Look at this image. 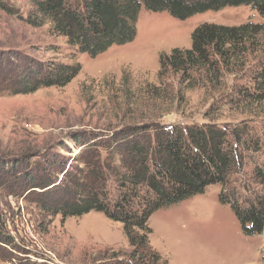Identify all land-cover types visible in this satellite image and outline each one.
<instances>
[{
	"label": "rangeland",
	"instance_id": "1",
	"mask_svg": "<svg viewBox=\"0 0 264 264\" xmlns=\"http://www.w3.org/2000/svg\"><path fill=\"white\" fill-rule=\"evenodd\" d=\"M11 2L19 13L0 8V50L20 51L50 62H70L69 57L76 54L82 70L65 86L0 94V156L20 160L24 154H34L32 168L37 163L45 166L44 155L54 148L67 157L65 143L73 148L71 157L81 149L71 134L102 139L131 124L135 116L141 119L151 113L166 125L216 123L229 130L232 138V132L239 128L245 129V136L264 133V101L229 103L226 97L236 87L251 82L259 51L246 55L235 70L225 71L217 84L200 83L185 89L187 82L181 86L176 75L170 74L163 83L159 78L161 55L174 48H191L192 33L201 23L264 22L252 7L209 10L186 19L143 8L133 41L113 45L92 57L69 47L66 38L54 33L50 24L27 23L31 0ZM151 85L163 94L170 93L171 103L165 95L153 104L148 102L146 89ZM261 163L264 149L247 153L226 189L235 187L250 198L252 187H256L252 170ZM54 173L63 176L59 171ZM222 189V184H213L203 193L153 213L150 241L163 264H264V231L245 234L231 205L221 201ZM28 191L0 190V214L18 250L11 260L0 264H19L26 252L48 264H106L132 250L122 223L96 211L68 218L46 213L35 199L37 194Z\"/></svg>",
	"mask_w": 264,
	"mask_h": 264
},
{
	"label": "trees",
	"instance_id": "2",
	"mask_svg": "<svg viewBox=\"0 0 264 264\" xmlns=\"http://www.w3.org/2000/svg\"><path fill=\"white\" fill-rule=\"evenodd\" d=\"M11 1L0 0V8L19 13ZM242 5L264 17V0H31L25 20L33 26L50 24L54 33L66 38L69 47L95 57L136 38L143 8L186 19ZM255 51L260 56L251 82L236 87L226 97L229 103H259L264 101V22L201 23L192 33L191 48H174L161 55L159 78L163 83L170 74L176 75L180 85L187 82L185 89L200 83L217 84L225 71L235 70ZM69 61H43L20 51L0 50V75L5 73L0 77L4 79L0 94L65 86L82 70L76 54ZM150 87L146 89L148 102L153 104L154 99L165 95L166 100L170 96L171 103L170 93ZM229 132L216 123L166 125L152 113L141 119L135 116L131 124L102 139L71 134L81 149L71 157L73 148L65 143L70 154L67 157L54 148L44 155L45 166L37 163L32 168L34 154H24L20 160L0 156V190H30L28 193L37 194L35 199L42 210L63 218L96 211L122 223L132 250L106 264H163L150 241L151 216L205 192L213 184H222L220 199L231 205L245 234L264 231V163L252 170L256 187H252L250 198L235 187L226 189L232 172L241 168L247 153L264 149V133L245 136V129L239 128L232 132V138ZM56 171L63 176H55ZM5 225L0 214V261L11 260L17 250ZM29 254L24 253L19 264H48Z\"/></svg>",
	"mask_w": 264,
	"mask_h": 264
}]
</instances>
